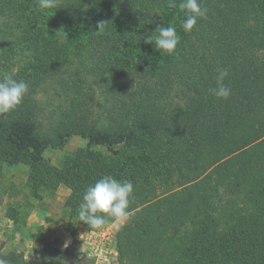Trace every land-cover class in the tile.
Wrapping results in <instances>:
<instances>
[{
	"label": "trees",
	"instance_id": "1",
	"mask_svg": "<svg viewBox=\"0 0 264 264\" xmlns=\"http://www.w3.org/2000/svg\"><path fill=\"white\" fill-rule=\"evenodd\" d=\"M65 2L0 0L31 52L17 71L0 69L29 84L0 115V195L5 167L27 163L32 194L67 186L78 219L85 189L111 175L134 185L119 264H264V0H199L207 11L191 33L181 0ZM161 24L180 37L172 55L143 39ZM225 69L231 95L217 99L209 89ZM73 135L89 145L50 163L45 150ZM71 234L65 250L44 245L33 261L1 246L0 258L63 264Z\"/></svg>",
	"mask_w": 264,
	"mask_h": 264
},
{
	"label": "rangeland",
	"instance_id": "2",
	"mask_svg": "<svg viewBox=\"0 0 264 264\" xmlns=\"http://www.w3.org/2000/svg\"><path fill=\"white\" fill-rule=\"evenodd\" d=\"M72 3L77 0H64ZM81 0H78V2ZM66 5V4H65ZM1 13V12H0ZM18 19L16 15L12 18ZM22 21H4L0 18V69L17 71L30 49L23 44L24 33L19 27ZM37 25H42L38 22ZM262 59L264 60V52ZM89 140L82 135L71 136L62 147H48L45 158L61 166L68 157L87 147ZM93 151L101 156L112 152L106 146L93 145ZM30 166L27 163L6 166L2 178L0 195V246L4 253L21 252L28 261H33L36 252L48 246L65 250L73 243L71 229H77V241L66 254L63 264H119L117 233L126 222H106L100 228H89L79 224L65 205L70 189L60 185L58 189H42L39 197L32 194L28 184ZM16 209L15 217L9 216Z\"/></svg>",
	"mask_w": 264,
	"mask_h": 264
},
{
	"label": "clouds",
	"instance_id": "3",
	"mask_svg": "<svg viewBox=\"0 0 264 264\" xmlns=\"http://www.w3.org/2000/svg\"><path fill=\"white\" fill-rule=\"evenodd\" d=\"M39 7L47 9L54 7L56 0H38ZM184 18L181 28L185 33H191L197 25L198 18L206 15V9L201 8L199 0H181L178 5ZM104 22L98 24L99 31ZM146 43L154 44L156 50L172 55L180 42V37L174 26H157L155 31L143 37ZM228 71H219L216 77V86L209 89L211 95L217 99H227L231 89L224 83ZM29 91V84L23 80H16L12 73H3L0 76V115L14 111L23 101ZM134 185L129 180H117L111 175H105L94 184L88 186L77 208L79 222L87 224L90 228L102 227L108 218L122 222L128 217L130 197L133 195ZM0 264H8L0 258Z\"/></svg>",
	"mask_w": 264,
	"mask_h": 264
}]
</instances>
